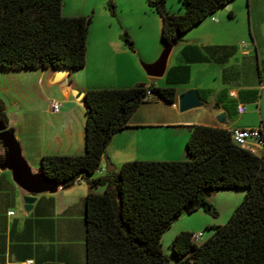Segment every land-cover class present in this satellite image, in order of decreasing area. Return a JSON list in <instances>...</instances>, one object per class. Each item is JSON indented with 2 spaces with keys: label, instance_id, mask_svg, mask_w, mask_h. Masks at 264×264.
Listing matches in <instances>:
<instances>
[{
  "label": "crops",
  "instance_id": "crops-1",
  "mask_svg": "<svg viewBox=\"0 0 264 264\" xmlns=\"http://www.w3.org/2000/svg\"><path fill=\"white\" fill-rule=\"evenodd\" d=\"M228 6L231 16L225 7L220 8L181 35L160 77L148 76L140 67L157 59L163 48L160 40L140 31L128 50L108 23L97 26L92 37L86 35L82 68L61 73L17 69L16 99L3 105L2 114L30 172L39 173L42 156L83 154L82 95L88 90L168 87L174 89L175 102L189 90L199 102L184 112L177 111L175 102L169 105L156 98L140 105L104 149L102 157L114 172L126 162L184 160L191 126L229 132L264 125V42L260 39L264 0H232ZM178 11L182 12L181 4ZM242 25L247 26L249 44L242 42ZM73 92L81 97L74 100ZM53 103L59 105L56 112L51 110ZM238 104L245 108L240 116L235 113ZM221 113L224 120L218 123L215 118ZM103 167L101 158L98 172L90 179L102 177ZM94 192L99 194L102 188ZM85 195L83 181L65 188L57 185L52 194L35 195L30 210L24 211V193L9 171L0 170V264H84Z\"/></svg>",
  "mask_w": 264,
  "mask_h": 264
},
{
  "label": "trees",
  "instance_id": "trees-1",
  "mask_svg": "<svg viewBox=\"0 0 264 264\" xmlns=\"http://www.w3.org/2000/svg\"><path fill=\"white\" fill-rule=\"evenodd\" d=\"M231 1L180 0L182 12L177 15L165 11V0L145 3L159 19L164 47L179 42L182 34ZM60 8L61 0H0V71L83 67L91 17H62ZM106 8L114 18V5L107 2ZM119 39L132 50L124 30ZM152 95L169 105L175 102L174 89L168 87L86 91L83 154L39 159V173L60 188L76 178L86 185L84 264L167 263L159 245L162 234L188 205L190 213L200 208L215 217L203 193L209 196L216 190L244 194L226 223L210 228L201 243L192 242L191 233H177L170 242L173 264H264V135L260 152L253 154L232 144L225 130L191 126L184 160L126 162L116 172L90 179L111 137ZM2 110L0 102L5 125ZM97 188L102 192L95 193Z\"/></svg>",
  "mask_w": 264,
  "mask_h": 264
},
{
  "label": "rangeland",
  "instance_id": "rangeland-1",
  "mask_svg": "<svg viewBox=\"0 0 264 264\" xmlns=\"http://www.w3.org/2000/svg\"><path fill=\"white\" fill-rule=\"evenodd\" d=\"M107 2H111L115 7L114 18L108 14ZM180 4V0H165L164 9L169 14L177 15ZM60 14L62 17L90 16L92 20L87 30V35L90 37L97 26L108 23L113 28L111 30L118 31L119 34L121 30H124L131 41L132 38L137 41L136 37L140 31L141 33L145 31L147 37L152 39L153 35V38L159 42L160 22L155 12L147 7L145 0H61ZM241 33L243 35L242 42L249 44L246 25H242ZM260 39L264 42V28L260 29ZM252 66V70L255 72L254 62ZM3 72L0 75V102L3 105H8L11 100L16 99V70ZM54 76H57L58 79L62 78L60 74ZM243 194V190H216L205 197V201L214 208L215 217L199 208L188 215H180L174 220L159 241L161 252L168 260L167 264H173L170 258V241L175 234L184 231H189L188 233L192 235L200 233L201 238L198 243H201L210 234L212 225L221 226L226 223L230 213L241 202Z\"/></svg>",
  "mask_w": 264,
  "mask_h": 264
},
{
  "label": "water",
  "instance_id": "water-1",
  "mask_svg": "<svg viewBox=\"0 0 264 264\" xmlns=\"http://www.w3.org/2000/svg\"><path fill=\"white\" fill-rule=\"evenodd\" d=\"M225 9L228 10L229 6L226 5ZM175 43L172 41L164 46L160 51L157 59L151 64H140L144 73L151 77H160L164 70V63L169 54L171 47ZM66 68H52L56 73L64 72ZM74 100H78L81 95L78 92L71 93ZM157 96L152 95L155 99ZM199 102L196 99L194 92L189 90L176 98L175 106L178 112H184L189 109L198 107ZM218 123L224 120V114H218L215 118ZM0 146L3 149V156L0 162V170H7L11 174L12 181L22 190L24 196L21 198L24 211H29L30 206L34 201V196L42 193L52 194L56 191L58 183L47 179L40 173L32 174L20 156L18 144L14 140L12 130L7 129L6 126L0 121ZM103 171L105 174L114 172L113 166L108 159L102 157ZM204 197L207 192L203 193ZM191 212V205L184 207L181 215H188ZM178 218V217H177ZM177 218H174L176 220ZM167 264V263H165Z\"/></svg>",
  "mask_w": 264,
  "mask_h": 264
},
{
  "label": "built area",
  "instance_id": "built-area-1",
  "mask_svg": "<svg viewBox=\"0 0 264 264\" xmlns=\"http://www.w3.org/2000/svg\"><path fill=\"white\" fill-rule=\"evenodd\" d=\"M175 106V105H174ZM59 105L53 103L51 105V110L56 112L58 110ZM245 108L243 105L238 104L235 106L236 115L240 116L244 114ZM229 138L232 144L238 146L242 149L247 150L250 153L257 154L260 152L262 147L261 136L264 135V125H259L255 129H233L229 132ZM95 172H98V168ZM81 182L79 178H76L73 183ZM11 215V213H9ZM201 238V234H193L191 235L192 242H198ZM22 264H31L30 261H25Z\"/></svg>",
  "mask_w": 264,
  "mask_h": 264
}]
</instances>
